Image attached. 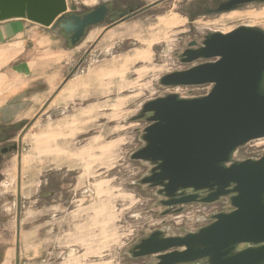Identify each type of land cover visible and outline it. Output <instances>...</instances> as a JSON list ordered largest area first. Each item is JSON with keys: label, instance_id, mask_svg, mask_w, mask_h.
I'll list each match as a JSON object with an SVG mask.
<instances>
[{"label": "rangeland", "instance_id": "1", "mask_svg": "<svg viewBox=\"0 0 264 264\" xmlns=\"http://www.w3.org/2000/svg\"><path fill=\"white\" fill-rule=\"evenodd\" d=\"M136 1L149 8L115 25L106 21L89 28L70 66L50 91L58 98L52 102L49 97L37 115L15 131V143L22 141L17 157L8 151L0 159L9 166L8 184H1L7 193L4 198L10 202L21 194L22 206L16 210L27 221L18 264H151L154 256L127 254L140 237L156 228L174 235L205 223L190 216L188 206L165 214L154 190L138 183L149 167L129 155L141 147L140 134L147 123L132 117L145 101L166 93L205 91L165 88L159 79L196 64L181 63L177 55L209 31L229 32L242 24L264 30V2L208 14V8L223 0ZM66 2L84 11L99 0ZM175 16L180 19L177 25L161 24L160 20ZM137 50L145 51L146 57L133 61ZM57 105L63 109L59 113ZM262 155L264 138L236 152L240 160ZM35 189L37 195L44 194V225L51 192L56 206L54 233L50 237L44 230L42 255L38 253L41 237L35 239V211L40 207ZM8 207L0 205V214H12V205Z\"/></svg>", "mask_w": 264, "mask_h": 264}, {"label": "water", "instance_id": "2", "mask_svg": "<svg viewBox=\"0 0 264 264\" xmlns=\"http://www.w3.org/2000/svg\"><path fill=\"white\" fill-rule=\"evenodd\" d=\"M253 1L264 2L229 0L214 12ZM106 10L102 4L80 17L66 0H0V20L25 17L62 30L72 45L103 21ZM177 57L196 64L163 75L160 86L211 89L194 97L166 93L142 104L132 117L147 123L142 145L129 155L149 167L138 183L154 190L165 214L180 210L174 206L222 198L232 209L201 217L204 225L179 234L156 228L127 254L154 256L151 264H264V155L235 158L239 148L264 138V30L242 24L229 32L209 31Z\"/></svg>", "mask_w": 264, "mask_h": 264}, {"label": "crops", "instance_id": "3", "mask_svg": "<svg viewBox=\"0 0 264 264\" xmlns=\"http://www.w3.org/2000/svg\"><path fill=\"white\" fill-rule=\"evenodd\" d=\"M82 42L72 45L62 30L45 27L25 17L0 20V159L8 151L17 157L22 141L15 143L18 134L15 131L22 129L24 122L32 115H37L49 97L52 102L58 98V93L52 95L50 91L58 84L64 69L70 66L74 50L82 46ZM61 108L57 105L56 112H61ZM8 167L5 160L0 162V205L5 209L9 208L8 205L13 207L12 214L7 211L0 214V264H18L21 258L18 248L26 236L27 221L16 210L22 206L21 199H18L22 195L18 193L19 197H12L10 202L4 198L7 193L2 192L1 184H8ZM36 192L37 189L35 201L40 202V207H36L35 211V239L41 237L38 253L42 255L44 230L50 237L54 233L56 206L51 192L46 214L47 225H44V194L37 195Z\"/></svg>", "mask_w": 264, "mask_h": 264}, {"label": "flooded vegetation", "instance_id": "4", "mask_svg": "<svg viewBox=\"0 0 264 264\" xmlns=\"http://www.w3.org/2000/svg\"><path fill=\"white\" fill-rule=\"evenodd\" d=\"M229 0H223V1H218L215 4V8L222 2H226ZM105 5L107 10L104 16V19L101 23H104L106 21H109V23L111 25H115L118 22H123L125 20H127L128 18L132 17V16H136L139 14V12H142L143 10H146L149 8L148 5L146 4H142V2H138L136 0H99V2L96 3V5H94L93 7H91L90 9L84 10V11H76L75 14L82 17L85 14L91 12L92 10L98 8L101 5ZM242 5L238 6L235 9H231V10H227V11H223V12H232L237 10L238 8H240ZM215 8H208L206 10V13L210 14L214 12ZM221 13V12H220ZM72 14V12H69L67 14H65V17H69ZM100 23V24H101ZM93 27V26H92ZM91 28V27H90ZM89 31V29H88ZM204 36V35H203ZM68 39H69V35H67ZM203 40V38L200 39V42ZM197 43V44H200ZM187 48V46L185 47V49ZM259 157H255V159H258ZM224 199V198H222ZM221 199V200H222ZM220 200V201H221ZM157 203L159 205L160 201L157 198ZM187 207V205H179V206H174L172 208V210L174 209H180L178 212L184 211L185 208ZM163 210H166V208L163 207Z\"/></svg>", "mask_w": 264, "mask_h": 264}, {"label": "built area", "instance_id": "5", "mask_svg": "<svg viewBox=\"0 0 264 264\" xmlns=\"http://www.w3.org/2000/svg\"><path fill=\"white\" fill-rule=\"evenodd\" d=\"M176 87H194L195 89H200L201 91L206 89L205 91L198 92L196 94H194V93H192V94H181V96H184V97H194V96L206 95L211 89L210 84L197 85V86H176ZM249 157L251 158L252 156H249ZM235 158H236V153H235ZM236 159H238V158H236ZM218 203H221L220 206H217ZM186 205L188 207H190V211H188L189 212L188 214H190V216L195 218L197 222H201V220H199L201 217H208L211 214H215V213H219V212H228L232 209L227 198H224L221 201L219 200V201L213 202V203L196 202V203H189Z\"/></svg>", "mask_w": 264, "mask_h": 264}, {"label": "bare ground", "instance_id": "6", "mask_svg": "<svg viewBox=\"0 0 264 264\" xmlns=\"http://www.w3.org/2000/svg\"><path fill=\"white\" fill-rule=\"evenodd\" d=\"M160 21H161V24H163V25H165L167 27H171V26L177 25L180 22V19L177 16H175V17H173L170 20L162 19ZM144 54H145V51L137 50V51H135V53L133 54L131 59H133V61L141 60V59L146 57V55H144Z\"/></svg>", "mask_w": 264, "mask_h": 264}]
</instances>
